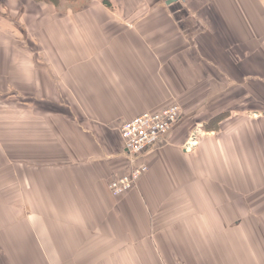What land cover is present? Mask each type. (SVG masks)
I'll return each instance as SVG.
<instances>
[{"label": "crops", "instance_id": "crops-1", "mask_svg": "<svg viewBox=\"0 0 264 264\" xmlns=\"http://www.w3.org/2000/svg\"><path fill=\"white\" fill-rule=\"evenodd\" d=\"M109 1L0 0V264H264V0ZM172 104L111 195L120 125Z\"/></svg>", "mask_w": 264, "mask_h": 264}, {"label": "built area", "instance_id": "built-area-1", "mask_svg": "<svg viewBox=\"0 0 264 264\" xmlns=\"http://www.w3.org/2000/svg\"><path fill=\"white\" fill-rule=\"evenodd\" d=\"M181 115L179 105L172 104L159 111L141 113L120 125L118 132L129 162V170L108 183L112 195H121L136 186L139 178L148 170L145 163L147 154L173 129ZM192 143L196 144V131L190 138L189 144Z\"/></svg>", "mask_w": 264, "mask_h": 264}, {"label": "rangeland", "instance_id": "rangeland-1", "mask_svg": "<svg viewBox=\"0 0 264 264\" xmlns=\"http://www.w3.org/2000/svg\"><path fill=\"white\" fill-rule=\"evenodd\" d=\"M34 3H39L44 4V5H51L53 6L56 10L60 11H66V10H71L75 11L78 10L83 4H86V0H50L52 3H47L46 0H32ZM179 13L186 15L187 10L185 8H182L179 10ZM2 19L4 20H10L8 17V14L4 8H0V23L2 22Z\"/></svg>", "mask_w": 264, "mask_h": 264}, {"label": "trees", "instance_id": "trees-1", "mask_svg": "<svg viewBox=\"0 0 264 264\" xmlns=\"http://www.w3.org/2000/svg\"><path fill=\"white\" fill-rule=\"evenodd\" d=\"M55 2H57L56 0H54ZM46 2L47 3H52L50 0H46ZM102 3L106 6V7H109V8H112V6H111V3H110V1L109 0H102ZM8 17H9V15H8ZM129 170V165H128V163H127V165H126V167H125V171L121 174V175H123V174H125L127 171ZM120 175V176H121ZM114 179V178H113ZM112 180V179H111ZM109 183V182H108Z\"/></svg>", "mask_w": 264, "mask_h": 264}, {"label": "water", "instance_id": "water-1", "mask_svg": "<svg viewBox=\"0 0 264 264\" xmlns=\"http://www.w3.org/2000/svg\"><path fill=\"white\" fill-rule=\"evenodd\" d=\"M171 2H173V0H169L167 3H171Z\"/></svg>", "mask_w": 264, "mask_h": 264}]
</instances>
